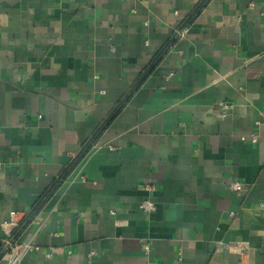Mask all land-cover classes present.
I'll list each match as a JSON object with an SVG mask.
<instances>
[{"label": "crops", "instance_id": "crops-1", "mask_svg": "<svg viewBox=\"0 0 264 264\" xmlns=\"http://www.w3.org/2000/svg\"><path fill=\"white\" fill-rule=\"evenodd\" d=\"M261 204L264 0H0V264H264Z\"/></svg>", "mask_w": 264, "mask_h": 264}, {"label": "built area", "instance_id": "built-area-1", "mask_svg": "<svg viewBox=\"0 0 264 264\" xmlns=\"http://www.w3.org/2000/svg\"><path fill=\"white\" fill-rule=\"evenodd\" d=\"M185 32V29L184 27L183 28H180V29H177L176 30V35L177 36H182ZM218 108H221V109H226L228 108V104L224 101H221L218 103L217 105ZM253 140H255V137L253 136ZM228 187L231 189V190H234V191H239L242 189V184L238 181H230L229 182V185ZM146 188L148 190H152L154 188L153 185H147ZM140 208L142 210H144L145 212H151L155 209V203L149 199V198H146V199H143L141 202H140ZM261 207L264 208V204H261ZM19 215L16 211L12 210L9 212V218L4 221V224H7L9 226H11L12 228L15 229V227L17 228V226L19 225ZM32 239V238H31ZM144 251L146 252V254H149L150 253V244L147 242L145 243L144 245ZM17 244L15 243V240L10 237H7L6 239H4L3 241V244H2V251L3 254H5L8 250H12V251H15L16 253V249H17ZM40 250V247L39 245L35 244L32 240H28L24 243V245L22 246V249H17V253H18V257L22 254V252L24 251H33V252H36V251H39ZM16 253V254H17ZM45 255L46 256H50L51 255V252L47 251L45 252ZM15 257L14 259H11V261L9 262V264H15L16 260H18V257ZM158 264V263H156Z\"/></svg>", "mask_w": 264, "mask_h": 264}, {"label": "trees", "instance_id": "trees-1", "mask_svg": "<svg viewBox=\"0 0 264 264\" xmlns=\"http://www.w3.org/2000/svg\"><path fill=\"white\" fill-rule=\"evenodd\" d=\"M199 8V7H198ZM198 8H196V10L194 11V13H192V15L191 16H194V15H196L197 14V12H198ZM159 57V56H158ZM156 60H157V58L154 60V62L153 63H155L156 62ZM107 122L108 121H106V124H107ZM106 124H104L105 126H106ZM103 125V126H104ZM89 144H90V141L88 142V143H86V145L84 146V152H85V150L88 148V146H89ZM29 218H27V220H28Z\"/></svg>", "mask_w": 264, "mask_h": 264}]
</instances>
